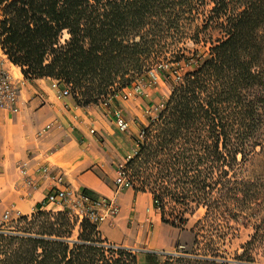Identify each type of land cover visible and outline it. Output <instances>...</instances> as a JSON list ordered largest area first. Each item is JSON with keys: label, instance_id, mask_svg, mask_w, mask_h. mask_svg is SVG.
Masks as SVG:
<instances>
[{"label": "trees", "instance_id": "1", "mask_svg": "<svg viewBox=\"0 0 264 264\" xmlns=\"http://www.w3.org/2000/svg\"><path fill=\"white\" fill-rule=\"evenodd\" d=\"M197 20L194 39L204 30L207 56L140 127L124 171L133 190L152 195L163 223L182 230L185 214L201 207L204 218L250 223L251 244L264 230V171L239 174L253 155L264 169V0H0V49L28 81L59 79L86 106L123 90H108L117 78L130 82L160 63L168 39ZM14 222L21 226L0 231V264H137L85 220L71 240L76 221L63 212L38 207ZM163 256L159 264H236Z\"/></svg>", "mask_w": 264, "mask_h": 264}, {"label": "crops", "instance_id": "2", "mask_svg": "<svg viewBox=\"0 0 264 264\" xmlns=\"http://www.w3.org/2000/svg\"><path fill=\"white\" fill-rule=\"evenodd\" d=\"M0 56L5 70L16 78L22 76L1 49ZM134 96L145 95L134 94L125 101L116 97L111 105L120 107L124 115L128 108L135 107L136 103H127ZM19 106L17 113L0 111V223L6 210L16 218L17 214L30 215L38 209L50 187L48 180L37 175L40 164L62 172L66 183L78 190L93 196L114 195L116 163L128 149L121 146L120 150V141L111 140L114 132L102 111L111 112L110 106L97 111L74 105L71 97L58 98L49 78L27 81L20 91ZM131 122L133 127L128 122L129 128L134 132L146 125L138 118ZM47 123H52V128L37 137L36 132ZM95 125L102 129L103 141L95 137ZM123 139L129 147V139ZM20 160L27 162L31 175L39 180L37 190L28 193L21 186L16 168ZM116 198L119 213L111 224L98 227L101 237L130 250L141 246L136 250L140 252L137 264H159L163 255L174 249L177 229L160 220L149 192L127 188L117 192Z\"/></svg>", "mask_w": 264, "mask_h": 264}, {"label": "rangeland", "instance_id": "3", "mask_svg": "<svg viewBox=\"0 0 264 264\" xmlns=\"http://www.w3.org/2000/svg\"><path fill=\"white\" fill-rule=\"evenodd\" d=\"M197 24H200V20L192 22V24L187 26V30L185 36L175 39H168V45L164 46V59L160 62L165 63L166 61L172 62L174 59H182L181 61L188 60H199V58H204L207 56L209 44L205 43L206 37L204 34V30L199 32L198 40L196 41L194 38L195 27ZM207 33V32H206ZM213 38H218L219 35L217 32H212ZM69 38V35L64 31L61 35L60 41L63 43L65 40ZM1 58V56H0ZM48 60V58H47ZM155 67L153 65L149 70L143 72L141 74L132 75L129 81H123L121 78H117L115 82L112 84L108 90L114 89L119 90L121 88H129L131 84H142L147 82L148 80V72ZM128 77V76H127ZM47 79V78H41ZM52 79V78H49ZM38 80V79H35ZM33 81V80H32ZM129 82V83H128ZM128 83V84H127ZM125 86V87H124ZM174 87V83L170 79H164L163 74L159 75L158 82L155 86L146 87L144 97L134 96L127 103L134 104L136 103L133 109L128 108V111L125 112L124 117L128 122H130L131 126L134 118H138L143 121L146 125L148 124V120L155 118L158 112L163 108L162 104L167 100L168 96L172 88ZM122 91V90H121ZM71 93V90H70ZM78 93V92H77ZM72 98V102L74 105L82 108L93 107L97 111H101L104 108H101V102L107 98L108 96L102 95L98 97V100L94 103H91L86 106H82L80 102L83 100L84 96L79 95L74 97L72 94L70 95ZM107 110V109H106ZM106 115V121L110 125V128L114 132L111 134V140L115 142L120 141V150L121 146L127 147V151L124 152V155L120 160L116 163V168L120 164H125L127 156H132L134 151L137 149L138 142H140L139 131L140 128L136 132L133 129L128 128L125 132H119L113 122V119L109 118L111 112H104ZM95 137L99 141L102 140V129L95 125ZM119 137V138H118ZM129 139L130 146H126V141ZM122 141H121V140ZM126 153V154H125ZM261 158L258 155H253L250 157L249 161H247L242 167L239 176L241 178L253 179L254 176L257 175L258 172H262ZM169 205L166 207V213H169ZM159 212V211H158ZM205 210L204 208H195L192 212H187L186 223L182 230L177 229V235L174 240V249H172L171 254L177 251L186 252L188 254L194 253L201 256L203 253H206L208 257L215 255L217 260H226L232 263H243V264H264V230H261L258 237H256L251 244H247L251 240V236L254 233V230L250 223H245L242 220L234 221V220H225V219H213V218H204ZM198 220L199 223L197 222ZM18 226H21L14 222V219L3 223L0 227L4 230H14L18 229ZM264 227V225H262ZM79 227L75 225L72 230L71 240H76L79 234ZM195 235L197 237V242H194ZM96 237H99L102 241L118 246L113 242V239H110V242L106 238H102L99 231H97ZM141 246H137L134 250H132L136 256L140 254V252L136 251ZM198 256V257H199ZM194 257V255H193ZM164 260V256L162 257V261ZM161 261V262H162Z\"/></svg>", "mask_w": 264, "mask_h": 264}, {"label": "built area", "instance_id": "4", "mask_svg": "<svg viewBox=\"0 0 264 264\" xmlns=\"http://www.w3.org/2000/svg\"><path fill=\"white\" fill-rule=\"evenodd\" d=\"M194 60L181 61V62H160L148 72V80L145 83L131 84L129 88L122 91L115 92L105 98L101 104L104 107H111V116L115 127L119 132H125L129 128V123L123 115V111L118 106L111 105L112 100L120 97L122 100L129 99L132 95H146V87L155 86L158 82L159 75L163 74L164 79H170L173 83L177 82L182 74L189 70L191 66L195 65ZM28 80L21 77H14L13 74L5 70L0 62V111H9L17 113L20 109V91ZM51 87L56 91L58 98L70 97V87L65 85L59 79H51ZM53 124L47 123L42 126L37 132V137L44 136ZM93 132V130H91ZM143 132H139V138H142ZM131 156H127L126 160ZM17 171L22 178L21 186L29 192L35 191L39 187V180L34 178L26 161H18L16 165ZM37 175L41 179L48 180L50 187L46 195L42 199L39 207L42 210L63 212L70 219L76 221V226L82 220L87 221L97 230L101 224L112 223V220L119 213V205L117 203L116 194L124 189L131 188V182L124 171V164L117 166L115 170V177L113 179L114 195L106 196H93L83 190H78L68 183H66L64 174L57 170H52L46 164L38 165L36 169ZM20 215L17 214L18 218ZM9 216V210H6L2 216L0 226L12 219ZM4 229L0 227V231ZM179 251L173 253L177 254Z\"/></svg>", "mask_w": 264, "mask_h": 264}]
</instances>
